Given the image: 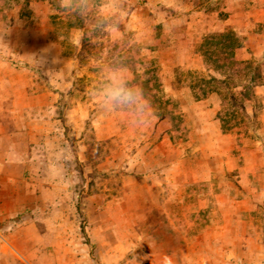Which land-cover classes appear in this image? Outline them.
<instances>
[{"label":"rangeland","instance_id":"rangeland-1","mask_svg":"<svg viewBox=\"0 0 264 264\" xmlns=\"http://www.w3.org/2000/svg\"><path fill=\"white\" fill-rule=\"evenodd\" d=\"M121 3L122 30L139 38L138 48L91 31L60 0H0V43L11 41L13 62L25 65L18 52L41 56L48 69L28 75L63 78L50 109L65 127L69 189L100 194L94 211L86 194L71 196L77 210L54 231L61 242L41 264L260 263L264 0ZM228 29L242 43L234 53L247 63L241 74L216 68L209 55ZM117 52L156 110L147 127L130 126L95 98L100 67ZM82 117L78 142L72 129Z\"/></svg>","mask_w":264,"mask_h":264},{"label":"crops","instance_id":"crops-1","mask_svg":"<svg viewBox=\"0 0 264 264\" xmlns=\"http://www.w3.org/2000/svg\"><path fill=\"white\" fill-rule=\"evenodd\" d=\"M12 51L11 41L0 43V264H41L48 259L50 246L61 242L54 231L65 229L68 212L77 210L71 196L86 194L94 211L100 194L88 187L80 193L68 187L72 159L65 127L50 109L63 78L29 76L32 68L43 74L49 62L18 52L25 64L20 66L13 62ZM57 59L60 65L65 61ZM86 118L74 121L78 142ZM258 264H264V256Z\"/></svg>","mask_w":264,"mask_h":264},{"label":"clouds","instance_id":"clouds-1","mask_svg":"<svg viewBox=\"0 0 264 264\" xmlns=\"http://www.w3.org/2000/svg\"><path fill=\"white\" fill-rule=\"evenodd\" d=\"M60 5L67 13L83 18L91 31L106 32L125 48L139 47V38L126 36L122 30L128 11L121 0H60ZM94 95L104 111L123 113L132 127H147L156 119V110L137 82L133 65L118 52L101 65Z\"/></svg>","mask_w":264,"mask_h":264},{"label":"trees","instance_id":"trees-1","mask_svg":"<svg viewBox=\"0 0 264 264\" xmlns=\"http://www.w3.org/2000/svg\"><path fill=\"white\" fill-rule=\"evenodd\" d=\"M221 50L210 53L214 56V66L218 69L234 70L237 74H241V68H245V61H236L234 59L235 50L242 46V43L236 36L235 32L228 29L219 36ZM222 83H226L221 79ZM227 88V87H226ZM231 98L235 100V96L231 93Z\"/></svg>","mask_w":264,"mask_h":264}]
</instances>
